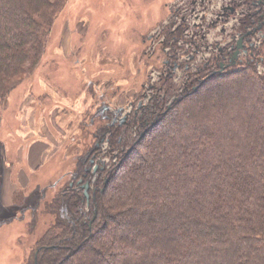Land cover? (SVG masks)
<instances>
[{"label":"trees","instance_id":"trees-1","mask_svg":"<svg viewBox=\"0 0 264 264\" xmlns=\"http://www.w3.org/2000/svg\"><path fill=\"white\" fill-rule=\"evenodd\" d=\"M66 1L0 0V112L39 66ZM251 4L243 27L262 32L251 60L135 114L138 139L88 197L76 185L56 195L60 219L30 264H264V0Z\"/></svg>","mask_w":264,"mask_h":264},{"label":"rangeland","instance_id":"rangeland-1","mask_svg":"<svg viewBox=\"0 0 264 264\" xmlns=\"http://www.w3.org/2000/svg\"><path fill=\"white\" fill-rule=\"evenodd\" d=\"M250 1H66L39 66L0 112V264L34 261L37 244L58 224L52 203L71 173L82 163L91 193L100 173L138 139L130 122L136 112L153 103L169 109L203 76L220 72L227 63L221 58L242 36L245 53L236 68L251 60L259 38L242 23L255 9ZM256 73L264 77V65ZM126 116L118 142L109 145ZM38 131L50 137L52 155L18 179L26 169L24 140Z\"/></svg>","mask_w":264,"mask_h":264},{"label":"crops","instance_id":"crops-1","mask_svg":"<svg viewBox=\"0 0 264 264\" xmlns=\"http://www.w3.org/2000/svg\"><path fill=\"white\" fill-rule=\"evenodd\" d=\"M38 134L39 131L30 132L28 136L29 138L24 140V141L28 140V142L25 144V147L23 149V154H24L23 161L26 163L25 166L26 169L24 171L21 170V172H19L18 179H20V176H22V178H26L27 176L25 172L26 170H28V172L30 173H35V171L37 172V169L44 164L43 162V159H45L44 155H47L48 157L52 155L50 154V150H49L50 146L52 145L51 141L49 140L50 137L48 135L41 136ZM25 186L27 185H23V187Z\"/></svg>","mask_w":264,"mask_h":264},{"label":"flooded vegetation","instance_id":"flooded-vegetation-1","mask_svg":"<svg viewBox=\"0 0 264 264\" xmlns=\"http://www.w3.org/2000/svg\"><path fill=\"white\" fill-rule=\"evenodd\" d=\"M257 4H259V3H257ZM257 4H251V5H253V6H255V7H257L258 5ZM264 23V22H263ZM248 36V35H247ZM236 52V51H235ZM235 52H233V53H235ZM233 53H231L228 57H226L223 61H227V63H223L222 65H220L219 67H220V70L221 71H223V70H230V69H233V68H236V66L238 65V60H240L239 59V53H238V55L236 56V59L233 61L234 63L233 64H231V62H232V58H233ZM244 53H245V51H244ZM135 114H137V112L135 113ZM127 119V116L124 118V123H121V125H119V127H121V126H123V125H125V122L127 121L126 120ZM113 124V123H112ZM88 156H90V153H88L84 158H85V161L86 160H88L87 159V157ZM91 163H93V161H91ZM96 169H97V167L96 168H94L93 170H94V172L96 171ZM81 170H83V174H82V176H81V178H79L77 181H73L74 179L72 178V182H70L69 183V185H68V187H69V189H71L72 187H73V185L75 184L76 186H80L81 188H82V192L84 193V195H85V189L83 188V185L85 184V183H88V182H86V178L90 175V171L88 170V169H81ZM89 184V183H88ZM89 189H90V184H89V186H88V189H87V192L86 193H88L89 192ZM87 197H88V195H87Z\"/></svg>","mask_w":264,"mask_h":264},{"label":"built area","instance_id":"built-area-1","mask_svg":"<svg viewBox=\"0 0 264 264\" xmlns=\"http://www.w3.org/2000/svg\"><path fill=\"white\" fill-rule=\"evenodd\" d=\"M254 33H255V32H254ZM247 35H248V36H252L251 33H249V34H247ZM256 35H257V37L259 38L258 43L260 44V42H261L260 40L262 39V32L259 31V30H257ZM254 36H255V35H254ZM243 38H244V36H242L241 38H238L237 41L240 40V39H242V41H243ZM237 41H236V42H237ZM247 41H248V40H247ZM243 42H244V41H243ZM245 42H246V40H245ZM251 42H252V41H251ZM237 43H238V42H237ZM252 43H253V42H252ZM259 44H257V45L254 46L253 48L258 47ZM242 45H243L242 48L239 50V55H240L241 53H242V54L244 53V47H245V46H244V44H242ZM236 50H237V46L234 47V45H231L230 48L227 50V54H226V55L229 56L231 53L235 52ZM237 54H238V53H237ZM242 54H241V55H242ZM241 55H240V56H241ZM224 59H225V58H223V59L221 58L222 61H223ZM256 66H258V68H259V67H260V64L257 63Z\"/></svg>","mask_w":264,"mask_h":264},{"label":"water","instance_id":"water-1","mask_svg":"<svg viewBox=\"0 0 264 264\" xmlns=\"http://www.w3.org/2000/svg\"><path fill=\"white\" fill-rule=\"evenodd\" d=\"M242 39H240V40H238L237 42H238V44H237V50H236V52L235 53H233L234 55H233V58H232V62H231V64H233L234 62V60L236 59V56L238 55L237 53H239V50L242 48ZM124 119H122V122L121 123H124ZM88 186H89V184L88 183H85L84 185H83V188L85 189V191L87 192V189H88ZM86 192H85V195L87 196V194H86Z\"/></svg>","mask_w":264,"mask_h":264}]
</instances>
